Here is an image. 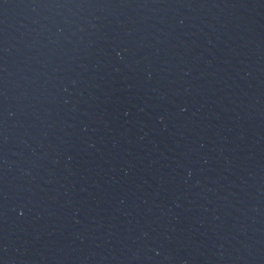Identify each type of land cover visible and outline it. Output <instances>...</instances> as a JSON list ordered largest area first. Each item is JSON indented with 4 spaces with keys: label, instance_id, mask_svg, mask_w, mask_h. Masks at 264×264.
<instances>
[{
    "label": "water",
    "instance_id": "1",
    "mask_svg": "<svg viewBox=\"0 0 264 264\" xmlns=\"http://www.w3.org/2000/svg\"><path fill=\"white\" fill-rule=\"evenodd\" d=\"M0 264H264V0H0Z\"/></svg>",
    "mask_w": 264,
    "mask_h": 264
}]
</instances>
